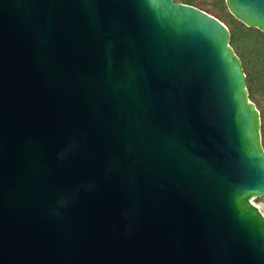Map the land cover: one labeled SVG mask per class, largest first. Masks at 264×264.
Wrapping results in <instances>:
<instances>
[{
  "label": "water",
  "instance_id": "obj_1",
  "mask_svg": "<svg viewBox=\"0 0 264 264\" xmlns=\"http://www.w3.org/2000/svg\"><path fill=\"white\" fill-rule=\"evenodd\" d=\"M225 4L264 32V0ZM229 41L174 0H0V264H264Z\"/></svg>",
  "mask_w": 264,
  "mask_h": 264
},
{
  "label": "trees",
  "instance_id": "obj_2",
  "mask_svg": "<svg viewBox=\"0 0 264 264\" xmlns=\"http://www.w3.org/2000/svg\"><path fill=\"white\" fill-rule=\"evenodd\" d=\"M174 1L195 6L227 26L230 32V46L239 57L246 75L249 100L259 111L261 143L264 149V32L237 20L230 14L225 0Z\"/></svg>",
  "mask_w": 264,
  "mask_h": 264
},
{
  "label": "rangeland",
  "instance_id": "obj_3",
  "mask_svg": "<svg viewBox=\"0 0 264 264\" xmlns=\"http://www.w3.org/2000/svg\"><path fill=\"white\" fill-rule=\"evenodd\" d=\"M253 203L258 206V208L264 212V198L253 199Z\"/></svg>",
  "mask_w": 264,
  "mask_h": 264
},
{
  "label": "built area",
  "instance_id": "obj_4",
  "mask_svg": "<svg viewBox=\"0 0 264 264\" xmlns=\"http://www.w3.org/2000/svg\"><path fill=\"white\" fill-rule=\"evenodd\" d=\"M252 202H253V200H252ZM258 209H259V208H258ZM259 210H260V209H259ZM260 211H261V210H260ZM261 213L264 215V212L261 211Z\"/></svg>",
  "mask_w": 264,
  "mask_h": 264
}]
</instances>
